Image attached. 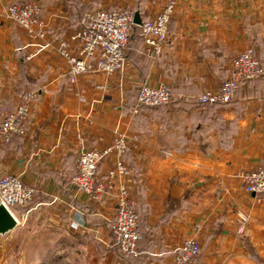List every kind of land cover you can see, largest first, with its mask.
Masks as SVG:
<instances>
[{
    "label": "crops",
    "instance_id": "1",
    "mask_svg": "<svg viewBox=\"0 0 264 264\" xmlns=\"http://www.w3.org/2000/svg\"><path fill=\"white\" fill-rule=\"evenodd\" d=\"M29 1L39 4L46 39L55 45L78 30L88 10L124 9L143 22L169 0H0V120L23 100L30 105L24 134L10 144L0 140V175L18 176L34 189L32 200L15 210L17 226L0 240V251L23 231L31 233L24 246L64 244L69 264H175L174 249L194 239L199 254L191 264H264V194L245 192L241 177L264 168V77L240 84L229 104L198 102L219 88L230 60L247 48L264 72V0H171L168 39L158 56L151 58L136 34L119 74L75 82L53 49L35 53L24 31L4 17V7ZM142 84L166 85L170 102L135 112ZM118 132L126 136L129 174L91 201L68 178L81 151L110 145ZM114 161L112 155L99 164L97 179ZM120 183L140 221L134 257L121 255L110 233Z\"/></svg>",
    "mask_w": 264,
    "mask_h": 264
},
{
    "label": "built area",
    "instance_id": "2",
    "mask_svg": "<svg viewBox=\"0 0 264 264\" xmlns=\"http://www.w3.org/2000/svg\"><path fill=\"white\" fill-rule=\"evenodd\" d=\"M173 8V1H167L159 14L138 26L133 23V13L128 10H88L82 15L78 30L68 39L58 40L55 45L46 39V22L41 17V8L36 2L10 4L2 12L8 21L24 31L31 40L28 45L35 47V53L53 49L66 63L69 80L75 82L78 77L92 73L107 76L119 74L125 65L124 51L134 27H137V37L146 53L151 58L158 56L166 47ZM34 54L26 56V60H30ZM262 77L264 72L253 49L247 48L230 60V71L219 88L201 93L198 101L202 106L229 104L234 100L240 84ZM171 97L164 84L157 87L142 84L137 89L134 111L142 107L164 106L170 102ZM29 115L28 100H23L12 112L5 114L0 120V140L4 144H10L16 137L22 136ZM126 148V136L118 132L110 145L81 151L77 158L76 171L68 178L69 185L75 192L86 195L91 201H98L101 196L114 189L116 180L129 174L122 159ZM162 153L171 155L166 151ZM112 155L115 157L113 166L106 172L103 180L97 179L99 164ZM241 177L245 192L253 195L264 194L263 167L248 169L242 172ZM33 195L34 189L25 185L18 176L0 175V204L15 219V210L26 206ZM114 199L115 217L110 225L112 240L121 255L134 257L137 255V243L140 239V221L129 202L123 183L117 185ZM245 221L241 216L240 229ZM174 254L175 264H191L199 254V245L194 239H185L174 249Z\"/></svg>",
    "mask_w": 264,
    "mask_h": 264
},
{
    "label": "rangeland",
    "instance_id": "3",
    "mask_svg": "<svg viewBox=\"0 0 264 264\" xmlns=\"http://www.w3.org/2000/svg\"><path fill=\"white\" fill-rule=\"evenodd\" d=\"M16 239H6L5 246L0 251V256L5 257L4 264H23L19 263L22 257L28 258L31 264H69L66 262L67 249L64 244L57 245L55 248L50 249L47 246H43L40 250L32 247L29 244L24 246L23 240H28L31 236L23 231L19 232ZM26 236L28 238H26ZM4 236H0V240H4ZM44 244V243H43ZM39 252L41 254L39 255ZM52 255V256H51ZM55 255V256H54ZM54 256V257H53Z\"/></svg>",
    "mask_w": 264,
    "mask_h": 264
},
{
    "label": "water",
    "instance_id": "4",
    "mask_svg": "<svg viewBox=\"0 0 264 264\" xmlns=\"http://www.w3.org/2000/svg\"><path fill=\"white\" fill-rule=\"evenodd\" d=\"M133 23L136 26L141 24V20L137 13L133 15ZM16 226L17 220L2 204H0V236L8 234Z\"/></svg>",
    "mask_w": 264,
    "mask_h": 264
},
{
    "label": "trees",
    "instance_id": "5",
    "mask_svg": "<svg viewBox=\"0 0 264 264\" xmlns=\"http://www.w3.org/2000/svg\"><path fill=\"white\" fill-rule=\"evenodd\" d=\"M137 34V27H134L132 30H131V32H130V36H129V41L132 39V37L134 36V35H136ZM129 44V43H128ZM199 102V101H198Z\"/></svg>",
    "mask_w": 264,
    "mask_h": 264
}]
</instances>
